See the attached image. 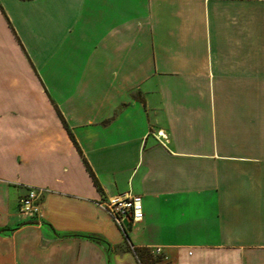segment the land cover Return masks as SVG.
Returning a JSON list of instances; mask_svg holds the SVG:
<instances>
[{
    "label": "crops",
    "instance_id": "obj_1",
    "mask_svg": "<svg viewBox=\"0 0 264 264\" xmlns=\"http://www.w3.org/2000/svg\"><path fill=\"white\" fill-rule=\"evenodd\" d=\"M0 264H264V0H0Z\"/></svg>",
    "mask_w": 264,
    "mask_h": 264
},
{
    "label": "built area",
    "instance_id": "obj_2",
    "mask_svg": "<svg viewBox=\"0 0 264 264\" xmlns=\"http://www.w3.org/2000/svg\"><path fill=\"white\" fill-rule=\"evenodd\" d=\"M40 191H30L26 196L18 200L20 212L28 214L39 213ZM98 207L104 210L113 220L116 226L123 232L127 241L124 221L128 220L131 223L140 222L143 217L141 198L132 194H125L120 197H113L107 201L98 203ZM153 254L158 257H163L160 248H155ZM165 259V257H163Z\"/></svg>",
    "mask_w": 264,
    "mask_h": 264
},
{
    "label": "trees",
    "instance_id": "obj_3",
    "mask_svg": "<svg viewBox=\"0 0 264 264\" xmlns=\"http://www.w3.org/2000/svg\"><path fill=\"white\" fill-rule=\"evenodd\" d=\"M64 126H65L66 129L68 130V128H67V126H66L65 124H64ZM68 134H69L71 140L74 142V144H76V143H75V140H74V138H73V136H72V134H71V132H70L69 130H68ZM77 149H78V147H77ZM85 166H86V170L88 171V173H89V175H90V177H91V179H92V181H93V183H94V186L97 187V188H99L98 182H97V180H96L94 174L92 173L91 169L88 167V165H87L86 162H85Z\"/></svg>",
    "mask_w": 264,
    "mask_h": 264
}]
</instances>
